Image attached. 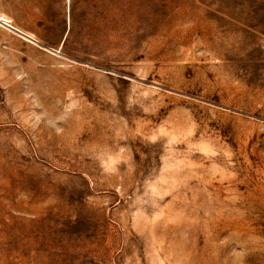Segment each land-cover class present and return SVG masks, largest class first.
<instances>
[{
  "label": "rangeland",
  "instance_id": "1",
  "mask_svg": "<svg viewBox=\"0 0 264 264\" xmlns=\"http://www.w3.org/2000/svg\"><path fill=\"white\" fill-rule=\"evenodd\" d=\"M0 264H264V0H0Z\"/></svg>",
  "mask_w": 264,
  "mask_h": 264
},
{
  "label": "bare ground",
  "instance_id": "2",
  "mask_svg": "<svg viewBox=\"0 0 264 264\" xmlns=\"http://www.w3.org/2000/svg\"><path fill=\"white\" fill-rule=\"evenodd\" d=\"M1 21H4L6 24H8L10 21L8 20V19H6V18H2L1 19ZM20 34H23V35H26V36H28V37H30L31 38V35L30 34H28V33H25V32H23V31H18ZM30 35V36H29ZM31 39H34L33 37L31 38Z\"/></svg>",
  "mask_w": 264,
  "mask_h": 264
}]
</instances>
